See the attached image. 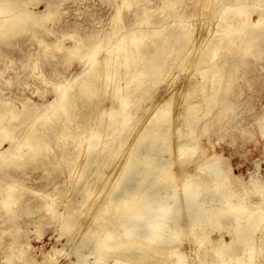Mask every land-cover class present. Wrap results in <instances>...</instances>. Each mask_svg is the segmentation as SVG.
Returning a JSON list of instances; mask_svg holds the SVG:
<instances>
[{"label": "bare ground", "instance_id": "1", "mask_svg": "<svg viewBox=\"0 0 264 264\" xmlns=\"http://www.w3.org/2000/svg\"><path fill=\"white\" fill-rule=\"evenodd\" d=\"M121 1L122 5L120 4L118 7L117 17L121 14L120 11L123 6L130 8L134 3L133 0ZM181 1L182 0H164V8L173 10L164 18V21L159 24L152 23L149 31H144L141 26V28L137 30H132L128 36L122 37L111 51L110 47H106V44L112 40L108 36V38L104 40L106 43L98 41L93 44L85 45L86 56L83 59L85 65H89L85 74H78L69 82L54 84L53 89L56 92V97L51 102H48V104L39 105L25 96L22 101L23 110L21 112L19 111V114L23 112L25 118H21L17 115L14 118L11 117L12 119L9 120L7 124H0V148L4 143H10V146L4 149V151L0 150V170L4 169L5 166H7L6 168H18L23 166L26 170L44 167V170L49 175L52 171L51 167L53 164L57 161H65L71 166L68 172L69 177L71 179H73L74 176L78 177V182L75 185L80 188L79 191L81 192L80 195L82 196L83 207L87 208L88 211L90 210L91 212H89L91 214L86 218V220H88L84 221L86 224L83 223L86 225L85 227L83 226V229L86 230V228H88V231L85 234H80V236L74 238L72 241L73 249L79 254L77 264H107L104 260L113 256L116 257V255L119 254L131 258L129 257V253L135 250L137 243L132 239V242L127 240V238L130 239L127 235L133 231L132 227L135 228V226H128L132 231L128 228L129 231H125V229H121V223L123 224V221L130 218L139 221L138 219L141 220L140 217L145 212L154 207L156 209H161V215H163V217L162 219H157L158 217L160 218V215H157L159 214L157 210L155 211L157 214L152 210V213L154 212V215H157V217L153 216L155 218H152L151 212H147V219L151 214L150 218L155 219L157 222L160 220L157 226L154 227L155 229L152 232L149 231V233L152 234H149L146 243V247L151 249L152 252L159 257V260H156V262L150 260V264H188L187 259L189 257L186 260L183 259L179 249L181 245H183L182 232H180V230H169L172 224L170 223L168 227V224H166L168 221L165 223L163 220L167 217L170 218L169 215L175 210L173 207L180 205V203L178 204L177 196L182 190L186 191V194L184 193L186 195L185 198L183 197L184 194L182 197L187 201L183 200V202L184 204H190V207L188 206L189 208L192 209V207H195L194 209L197 211L199 209H206L207 211L211 208L213 212V214L209 212L212 214L210 215L211 217H209L207 213L206 215L214 220L216 225H213L214 228L222 225L223 220L221 222L219 221L221 217L223 218L225 213L231 215L229 219L230 243L218 242L213 254L211 253V256L206 257L205 250H203L204 252L202 255L200 254V250L202 251L198 244L200 241H194V245L199 248L197 251L195 248L193 250L191 247V252L194 251L192 257L199 261L198 264H259L258 261L264 259V184L260 183L257 179H251L248 182L241 183V191L230 187L226 192L220 194V198L223 196L226 202L219 205L218 202L220 198L218 193H220L225 184L227 185L231 182L230 177L226 175L220 164V159L218 157L217 159L214 158L216 157L215 155H212L208 161L201 156L199 158L194 157V155L198 153V146L191 143L193 135L195 134L193 129H188L189 134L185 136L184 139H180L177 145L173 144L174 135L173 132H171L173 120L174 122L181 121L182 123L189 118H192L194 121L200 120L199 112L204 108L203 117L210 115L212 110L208 109L214 106L219 99H221L224 104L218 105L220 109L218 116L232 109L233 102L229 97L232 95V83L229 80L228 84L224 86L223 77H219L220 70L225 64L213 66L210 69H206L205 67L215 60L216 55L220 51L231 56H234L237 52L249 54L252 51V40L259 38L264 40V0H256L259 6L263 8V12L259 14L257 21H250L251 11L249 10V5L246 0H234V3L231 1V5L230 3L225 5L222 0H218L222 1V3L208 6L210 8L208 18L213 19L215 15L219 14L217 17L219 21L216 27L215 25L213 27L211 26L212 28L209 29V31L207 30L208 33L206 34L205 32L204 34L206 35L203 36V38H198L199 41L196 42V33L194 29L188 28L189 26L184 28L181 25L189 18V15H186L180 7H177V4ZM139 2L140 0H136L135 4ZM206 4L203 6L201 2V5L208 10ZM28 9L29 7H27L25 0H0L1 43L11 45V41L16 34L23 33L21 32L23 30H25L24 32L31 30L33 33H36L35 27L36 29L41 28L45 20L53 19L51 3L47 4L44 13L39 14ZM22 10L27 12L23 13ZM149 12V8H145L142 14L135 13L136 20H141L140 25H142L145 20L152 19L148 15ZM29 18L31 20L33 19L34 27H32V29H29L25 25V21L29 20ZM169 19L173 20L178 25H175L172 30L165 33L162 29L165 26V22ZM113 21L114 19L112 22ZM180 28L183 29L180 30ZM252 29H254L255 32ZM66 36L67 35L62 36V39L58 38L56 41L52 42V44L58 45V49L62 50L63 40ZM68 36L72 37V39L75 38L74 35L71 34ZM246 40L247 43H245ZM39 42L45 44L44 37L39 38ZM81 42L82 40H76L73 46L67 48V52L70 56H80L82 50ZM158 43L160 46H165L166 49H171V51L173 49L187 51L184 52V55L182 54L181 57L184 56L182 60L185 63H188L190 60L191 67L187 65L192 71L197 72L196 74H199L201 79L198 83L192 85L187 77V83H190L186 89H168L157 100H152L153 110L150 109L149 111H153L155 120L149 126L142 127L138 134L136 132L135 137L130 140L127 147L128 149L125 148L127 149L125 154L118 161L117 158L120 157L121 151H123L125 141H118L116 133L118 130L123 131L129 128V121L133 115L130 108L133 105L136 106L138 102L134 96H136V93L139 91L143 94L148 93L150 88L160 85V78L163 73L169 74L168 71L173 70L171 66L165 64V61L159 63L160 60L165 59L167 56L156 51ZM49 46L50 44H46L45 49ZM102 49H106L105 53L109 56L104 58L103 62H101V60L99 62L97 57L100 51H103ZM44 55H46L45 51H43V56ZM142 55L145 56V60L143 62H138L139 57ZM4 57L7 56L4 55ZM38 64L39 61H35L32 63L31 67L36 69ZM101 64H103L105 70L101 69L99 66ZM141 64L143 68L137 69ZM242 64L244 65V62ZM180 66L179 68H181ZM238 66L239 65H236L232 69L230 79H234V74ZM123 67H128L127 71L125 73H119L120 68ZM109 68L110 71H107L106 69ZM109 78L112 80L114 79L112 84L113 102L110 109L106 112V116L109 117L108 121H106L103 119L101 112H96L95 109L91 108V104L87 102L86 98L92 93V90L96 89L97 93L100 91L96 86L98 81L105 82ZM142 78H147L148 81L146 83L141 82ZM121 80L127 81L123 92H121L122 89L119 88ZM103 87L105 88V90L102 88L103 92H106V85H103ZM103 92L102 94H104ZM35 93L38 94L40 92L37 90ZM35 93L33 92V94ZM202 93L204 94L200 100H191L190 96L195 94L197 97H200ZM115 103L118 104V107L115 106ZM6 104V100L0 94V106L5 107ZM175 104H177L176 107H178L177 114H174L171 118L170 116L174 111L173 107ZM15 112L16 109L14 108H8L7 111L0 110V121L4 120L5 115H13ZM79 119H83V122L79 124L76 123V125L74 122ZM14 120H16L17 123H13ZM28 120L29 123L27 126L23 127V121ZM204 129L205 132L209 131L206 125ZM261 130L264 135V121L260 123V131ZM101 131H103L104 134H102ZM177 132H180L179 129ZM19 134L22 138H18ZM63 138L74 140L76 142L75 148L68 150L66 146H61V154L51 157L50 150L52 142L54 140L61 141ZM109 138H111L109 141H105ZM103 143V148L99 149V146H102ZM109 144H111L110 149L105 151ZM91 151H93V153ZM181 152L185 153L180 156ZM88 154H90V156L87 159H83L86 158ZM165 154H170L169 158H159ZM176 162H179L177 164L180 165L179 168H181V171L174 173L173 168ZM105 169H110L114 177L110 176L111 179H106L104 173ZM208 169L211 170V179L203 181L201 185L193 186L195 180L201 182L199 180L202 179L200 178V174ZM10 173L11 172H6L5 175L14 178L17 177L14 172ZM85 177H87V179L82 183L81 181ZM178 178H180V183L176 182ZM75 185L73 187H76ZM18 186L19 183H17L16 180L7 181L0 189L2 195V197H0V202L3 204L6 213L13 211L12 207L17 204L18 195L15 191ZM56 189L58 188L55 187V190ZM103 189L106 193L110 192L111 197L107 195V198H105L106 194H103L104 199H101L103 201L100 204L98 199H91L93 202L96 200L99 204V207L94 210L93 208L96 206V203L90 202L89 199L91 195H95L97 191L99 192ZM202 190L209 191L210 194L201 198L200 193ZM35 194L39 195L40 193L35 192ZM251 194L259 196L260 201L258 207H249L248 202ZM46 196H50L46 203H23L19 208L17 216L15 215L16 212L13 211L12 217L5 222L3 221L4 224L11 223L13 229L18 230V228H14L17 218L22 216L31 217L33 214H37V212L41 213L42 209H46L47 207L48 209L46 212H54L56 210L54 207L56 206V196L53 193L46 194ZM234 197L237 199H232ZM180 200L181 198H179V201ZM64 203H61L63 208L68 207L67 205L69 204L65 203V205ZM180 208L182 207L180 206ZM92 209L94 211H92ZM184 209H186V207ZM191 209L190 211H192ZM61 211L56 216V218L58 217L59 224L62 228H66V231L72 232L73 228L71 226L72 224L70 225V220L73 218V214H67ZM185 212L188 214L187 210ZM47 217L48 216L37 214V217L32 220V222L36 225H43ZM171 219H173V217ZM188 219L189 218H187V220ZM137 221L133 223H139ZM143 221L140 222L143 223ZM147 221H149V219ZM152 223L156 225L154 220ZM131 224L129 222V225ZM139 226L140 225H138V227ZM148 226L150 228L151 224H148ZM148 226L144 224V229L146 227L148 228ZM80 227L82 229V224ZM136 229L138 228L136 227ZM199 230L201 231V229ZM144 234L146 235V233ZM134 236L135 235L132 237ZM193 237L195 236L191 232L188 239H193ZM145 238H147V236H145ZM211 239L215 240L213 238ZM218 241L220 240L218 239ZM140 242L142 243V241ZM205 242L207 241L205 240ZM161 243L170 244V249H168L170 251L168 257L165 256L166 258H163V255L166 254L163 253L160 246L156 245ZM175 243H177V245H174ZM92 245L95 246L94 263L89 262L87 258L80 254L81 248L85 249ZM124 247H126L127 250L122 252ZM138 250L136 251L138 252ZM56 254L57 250L52 249L43 261H49V264H53V258H56ZM200 256L205 257L201 258ZM144 257L143 254H139L137 258L140 260L138 262L139 264H144V261L149 262L144 259ZM46 262L45 264H48V262ZM7 264H42V262L35 263L24 255L21 257L14 255L8 256Z\"/></svg>", "mask_w": 264, "mask_h": 264}, {"label": "rangeland", "instance_id": "2", "mask_svg": "<svg viewBox=\"0 0 264 264\" xmlns=\"http://www.w3.org/2000/svg\"><path fill=\"white\" fill-rule=\"evenodd\" d=\"M25 1L27 7H29L28 10L37 12L39 14L44 13L47 4L51 3L53 10V17H52L53 19L45 20L41 28L36 29L35 27L36 33H33L31 30H29L28 32L27 31L24 32L25 30H23L21 31L23 33L16 34L14 39L11 41V45L3 44L0 42V94L6 100L7 103L5 107L0 106V110L7 111L8 108L16 109L15 112L16 114L13 113V115L10 114L5 115L4 120L0 121V124L1 123L7 124L9 120H11L17 115H19L21 118H25L23 112L19 114V111L21 112L23 110L22 101L24 100L25 96L29 97L32 101L38 103L39 105L48 104V102H51L56 97V92L53 89L54 84L60 82H69L76 75L85 74L89 66L88 64L85 65L83 59L86 56L85 45L93 44L94 42H98V41H101L102 43H106L104 40L109 37L112 40L111 42L106 44V47H110V51H111V49L117 44V42L122 37L128 36L132 30H137L138 28L142 27L144 31H149V29H151L150 27L152 23L159 24L160 22L164 21V18L169 13L173 11L172 9L164 8L165 6L164 0H140L138 4H135L136 0H133L134 3L130 8L126 6L122 7L120 11L121 14L118 17L116 16V14L120 4L122 5L121 0H25ZM222 1L223 3H225V5H228L231 1L234 3V0H222ZM222 1L182 0L177 4V7H180V9L183 10L186 15H189V18L186 19L187 21H185L181 25L184 28L189 26L188 28L194 29L196 33L195 42L199 41L198 38H203V36H205L208 33L209 29H211L214 25L215 27L217 26L216 24L219 21L217 17L219 14L215 15L213 19H209L208 17L210 13L209 12L210 8L208 6L222 3ZM246 1L247 4L249 5V10L251 11L250 21H257L259 14L263 12V8L259 6L256 0H246ZM201 2L203 6H205V4L207 3L206 7L208 8V10L201 5ZM231 4L232 3H230V5ZM201 7L203 8L200 9ZM145 8H149L150 12L148 15L152 19L145 20V22H143V24L141 23L142 25H140L141 20H136L135 13L142 14ZM22 12L25 13L27 11L22 10ZM113 19L114 21L112 22ZM25 22H26L25 23L26 27H28L29 29H32V27H34L33 19L31 20L29 18V20H26ZM175 25L178 24L175 23L173 20L169 19L167 22H165V26L163 27L162 31L166 33L169 30H172V28ZM182 29L183 28H180V30ZM252 30L255 32L254 29ZM205 32L206 34H204ZM70 34L74 35L75 37L74 39L80 41L82 40L81 42L82 50L80 52V56H70V54L67 52V48L73 46L76 42V40L68 36ZM64 35L67 36L63 40L62 50H59L58 45L52 44V42L56 41L58 38L62 39V36ZM41 37H44L45 44H41L39 42V38ZM245 43H247V40L245 41ZM46 44L47 45L50 44V46L47 49H45ZM157 47L158 48L156 51H158L159 53H163L164 55L167 56L165 59L160 60L159 63H163L165 61L166 65L168 64L169 66H171L173 70L175 68L176 71L169 70L168 71L169 74L163 73L160 78L162 80V81L160 80L159 83L160 85L150 88V91L146 94H143L142 92L139 91L136 93V96H134V98H136L138 102L136 103V106L133 105L130 108L133 115L131 117V120L129 121V128L123 131L118 130L116 133L118 141H125V146L123 148L124 152L121 151L120 157L117 158L118 161L125 154L126 150L128 149L127 147L130 143V140L135 137L136 132L138 134L139 130L142 129V127L149 126L155 120V116H153V111L151 112L149 111L150 109L153 110L152 100L153 101L157 100L168 89L170 90L186 89L190 82L193 85L198 83L201 79L200 75L196 74L197 72L192 71V69L189 68L188 65L191 64L190 60L188 61V63H185L182 60L184 57V56L181 57L182 54L184 55V52L187 51L179 50V49L177 50L173 49L171 51V49H166L165 46H160L159 43ZM102 50L103 51H100L99 56L97 57L99 62L100 60L101 62H103V59L109 56L107 53H105L106 49H102ZM43 51H45L46 53V55L44 56H43ZM4 55H6L7 57H4ZM144 60H145V56L142 55L139 57L138 62H143ZM35 61H39V64L36 69H33L31 65ZM243 62L244 65L242 64ZM220 64H225V66L220 70L219 73V77L220 76L223 77L224 86L228 84L229 80L232 83L231 85L232 95L229 96L230 100L233 102L232 109L226 112L225 114L218 116V112L220 110L218 108V105L224 104V102L221 99H219L214 104V106L208 109V110H212V113L210 115L203 117L204 114V108H203V110L199 112L200 120L198 119L194 121L192 118H189L183 123L181 121H177V122L175 121L176 124L173 120L174 123L172 122V128H171V132H173L174 135L173 144L175 145H177V142L180 139H184L185 136L189 134L188 129L194 130L195 134L193 135V140L191 141V143L193 145L198 146V153L194 155L195 158H199L201 156L208 161L212 155H215L216 157L214 158L217 159L218 157L220 159V164L224 169L226 175L230 177L231 182L227 185L226 184L224 185L223 189H221L220 193H218L219 198H220V194L222 192H226L227 189L230 187L241 191L242 190L241 183L248 182L251 179H257L260 181V183L264 184V135L262 134V130L260 131V123L264 121V40L261 38L252 40V51L249 54H243L237 52L234 56H231L229 54H224L223 52L220 51L216 55L215 60L205 68L210 69L211 67L218 66ZM101 65H99L101 69L105 70L103 64ZM236 65L239 66L234 74V79H230L232 75V74L230 75V73L234 68V66ZM179 66L181 68H179ZM127 68L126 67L120 68L119 73H125L127 71ZM142 68H143L142 64L137 67V69H142ZM106 70L110 71V68ZM187 77L189 78L190 81L188 83H187L188 81ZM106 81H105L106 83L103 81L101 82L98 81L96 83V86L102 92H103L102 88L105 87V86L103 87V85H106L107 89L106 92L105 91L103 92L104 94H102V92L100 91L97 93V90L94 89L92 90V93L86 98V100L87 102H90L92 109H95L96 112L99 113L101 112L103 119L108 121L109 117L106 116V112L108 111V109H110L113 102L112 84L114 82V79L112 80L109 78ZM147 81H148L147 78H142L141 82L146 83ZM126 84H127L126 80H121V82L119 83V88L122 89L121 92H123ZM37 90H39L40 93L36 94L35 92ZM33 92L35 94H33ZM203 94L204 93H202L200 97H197L194 94L190 96V98L191 100L194 101L200 100ZM97 95L99 96V98ZM115 106L118 107V104L115 103ZM176 106L177 104H175V106L173 107L174 111L170 116L171 118L174 114H177L178 107ZM81 122H83V119H79L74 123L79 124ZM13 123H17V121L14 120ZM28 123L29 120L23 121L22 124L23 127L27 126ZM205 125L209 128L208 132H205L204 129ZM178 129L180 132H177ZM101 133L104 134L103 131H101ZM18 138H22L20 134L18 135ZM110 139L111 138L105 141H109ZM104 143L102 144V146L101 145L99 146V149L103 148ZM75 145L76 142L70 138L67 139L63 138L61 141L54 140L51 144L50 155L51 157L60 155L62 149L61 146L62 147L66 146V148L69 150L75 148ZM110 145L111 144H109V146L106 147L107 149L105 151H108L110 149L111 147ZM9 146L10 143L6 142L2 145L0 150L4 151V149L8 148ZM91 152L93 153V151ZM184 153L185 152H181L180 156H182ZM169 155L170 154H165L164 156H160L159 158L162 157L169 158ZM89 156L90 154H88L86 158L83 159H87ZM177 163L179 162H176L173 168L174 173L181 171V168H179L180 165H178ZM6 167L7 166H5L4 169L0 170V189L6 184L7 181L16 180V182L19 183V186L15 191V193L18 195L17 204H15L12 207V210L16 212L15 214L16 216L18 214L20 206L23 203L25 202L35 203V204L41 202L46 203L50 197V196H46V194L49 193L50 194L53 193L56 196V204H55L56 206H54L56 210L54 212H46V210L48 209L47 207L46 209L43 208L41 213L37 212L38 215L48 216L45 219V223L43 225H36L32 222V220H34L37 217V214H33L31 217L30 216L19 217L15 220L14 228H18V230H15L13 229L11 223L4 224L5 221H7L10 217H12L13 211L6 213L5 209L3 208V204L0 202V264H7L8 256H14V255L18 257L24 255L32 262L35 263L42 262V264H45L46 261L43 260L47 257V255L52 249L57 250V254L55 256L56 258H53L54 259L53 264L54 263L77 264L79 260V254L75 252V250L73 249L72 241L74 238L80 236V234H85L88 231V228H86V230L83 229L86 226L84 225L86 224V222L84 221L86 220V218L89 217L91 211L89 210L90 211L89 212L87 208L83 207L82 196L80 195L81 192L79 191L80 188L79 186L75 185L78 182L77 179L78 177L74 176L73 179L69 177L68 172L71 166H69V164L65 161H60V162L57 161L55 164L52 165L51 167L52 171L51 173H49V175L44 170V167H36V169H31V170H26L23 166L18 168H14V167L6 168ZM6 172L7 173L14 172L17 175V177L16 178L9 177L8 175H5ZM104 173L106 179L108 180L111 179L110 176H112L113 174L111 173L110 169H105ZM210 174H211V170L209 169L205 170L203 173L200 174V178L202 179L199 180L201 182L195 180L199 184L194 181L193 186L201 185L203 181L210 180L212 176ZM86 179L87 177L83 178L81 182L84 183ZM178 179L176 182L180 183V178ZM74 185L76 187H73ZM55 187H57L58 189L55 190ZM97 188H101V187H97ZM35 192H39L40 194L36 195ZM185 192L186 191L183 190L180 191V193L177 196L178 204L180 203V205L178 206L176 205L175 207H173L175 208V210L172 211L173 213L171 212V214L169 215L170 218L167 217L166 219L164 218L163 220L165 223L168 221L166 223L168 224V227L170 223L172 224V227L170 225L169 230H180V232H182L183 245H181L180 248L178 247L181 252V257H183V259L185 260L189 257L187 259L188 264H198L199 261L197 259L196 260L193 259L192 257L194 255L193 253L194 251L191 252L192 250L191 247L193 248V250L195 248L197 251L199 248L196 245H194V241L195 240L200 241L198 243L201 247L200 249H202V251L200 250V254L202 255L204 252L203 250H205L206 257L211 256L213 254V252L216 249V246L218 245L217 244L218 242L230 243L231 236L229 233V229H230L229 219L231 215L225 213V215H223V218L221 217V220L219 221L221 222L223 220L222 225L220 227L214 228V226H216L214 220L209 218L211 217L210 215L213 214L211 208L207 210L208 212L206 211V209L204 210L199 209L197 211L196 209H194L195 207H192V209L189 208L190 204L188 203L184 204L183 202V200L186 201L185 199H183V197L185 198L186 196ZM107 193L103 189L99 192L97 191L95 195H91L89 201L92 203H96L95 204L96 206L94 205L95 207L93 208L94 210H96V208L99 207V204L103 201L101 200L104 199L103 194H106L105 198H107V195L108 197H111L110 192ZM200 194H201L200 197L204 198L205 196L210 194V192L206 190H202ZM0 197H2L1 192H0ZM179 198H181L180 201ZM91 199L92 200L98 199L99 204L97 203L96 200L95 202H93L91 201ZM232 199H237V198L234 197ZM64 201L66 204H69L67 205L68 207L63 208L61 203L63 204ZM259 201L260 198L258 195L251 194V197H249L248 205L250 208H254L256 206L258 207ZM225 202L226 200H224L223 196H221L218 204L222 205ZM180 206L182 208H180ZM183 206H185L186 209H184L185 207ZM93 209L92 211H94ZM190 209L192 211H190ZM152 210L154 212L157 210V213L159 214H157L156 212L155 213L158 216L160 215V218L158 217L157 219H162L163 215H161L162 214L161 209H156L154 207L151 208L149 211H147L148 213L151 212L152 218H155L157 217V215L156 214L154 215V212L152 213ZM186 210L188 214L185 212ZM194 210H196L197 212ZM60 211L65 212L67 214L69 213L73 214V218L70 220V225L72 224L71 226L73 228L72 232L66 231V228H62V226L59 224L58 217L56 218V216ZM147 212H145L146 214L144 213L140 217L141 220L138 219L139 221L130 218V219H126L127 221L126 220L123 221V224L121 223V229H125V231H129V230L132 231L133 229L134 231V232L132 231L130 234L127 235L130 238L128 239L126 237L127 240H130V242H132L133 240L135 241V243H137V245H139V246L136 245L135 250L129 253L130 254L129 257L131 258H127L125 255L119 254L116 255V257L113 256L109 259L107 258L106 260H104L106 261L107 264H139L138 262L140 260H138L137 258L140 253L146 257V258L144 257V259L149 261V262L144 261V264L146 263L150 264V260H153L155 262L156 260L157 261L159 260V257H157L154 254V252H152L151 249H148V247H146L147 246L146 243L149 234L150 235L152 234L149 233V231L152 232L155 229L154 227L157 226V223H159L160 220H158L157 222L155 219L150 218L151 217L150 214L148 217L149 221H147L148 220L146 217L148 216ZM195 212L197 215L195 214ZM209 212H211L212 214ZM206 213L209 217H207ZM172 217L173 219H171ZM187 218L189 219L187 220ZM153 220L156 222V225L155 223H152ZM136 221L139 223H133ZM140 221H143V223L146 226H148V224H151V227L149 228L148 226V228L146 227L144 229V224ZM129 222L130 224L131 223L132 224L129 225ZM141 223L143 226L141 225ZM81 224H82V229L80 227ZM133 225L135 226V228L132 227L131 229L130 227H128ZM138 225L140 226L138 227ZM136 227L140 231L136 229ZM199 229H201V231ZM191 232L195 237H193V239L191 238L190 241L188 238L190 237ZM144 233H146V235ZM203 233H205L206 236ZM133 235H135L134 237L136 239L132 237ZM142 235L147 236V238H145V236L143 237ZM138 238L140 241H142V243L138 240ZM211 238L215 240H212ZM217 238L220 241H218ZM205 240L207 242H205ZM156 245H159L163 253L166 254L163 255V258L165 256L168 257L170 251L168 249H170V244L161 243ZM174 245H177V243H175ZM166 246H168L169 248ZM94 247L95 246L92 245L90 247H86L85 249L84 248L80 249V254L85 258H87V260L91 263L95 262ZM126 250H127L126 247H124L122 249V252H125ZM136 250H138V252ZM263 251H264V247H263ZM47 262L49 264V261ZM263 262L264 259L258 261L259 264H263Z\"/></svg>", "mask_w": 264, "mask_h": 264}]
</instances>
